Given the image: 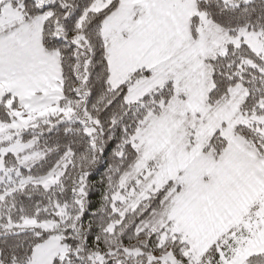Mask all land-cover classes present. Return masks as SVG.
<instances>
[{
  "label": "snow or ice",
  "instance_id": "1",
  "mask_svg": "<svg viewBox=\"0 0 264 264\" xmlns=\"http://www.w3.org/2000/svg\"><path fill=\"white\" fill-rule=\"evenodd\" d=\"M0 264H264V0H0Z\"/></svg>",
  "mask_w": 264,
  "mask_h": 264
},
{
  "label": "trees",
  "instance_id": "2",
  "mask_svg": "<svg viewBox=\"0 0 264 264\" xmlns=\"http://www.w3.org/2000/svg\"><path fill=\"white\" fill-rule=\"evenodd\" d=\"M104 172V169L101 168L99 171L96 172L93 179L90 181V183H102L101 181V174ZM100 189H95V194L93 195L92 199L93 201L97 200L99 198Z\"/></svg>",
  "mask_w": 264,
  "mask_h": 264
}]
</instances>
